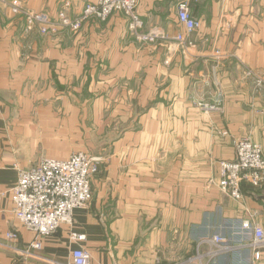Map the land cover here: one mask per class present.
Segmentation results:
<instances>
[{
	"label": "crops",
	"instance_id": "obj_1",
	"mask_svg": "<svg viewBox=\"0 0 264 264\" xmlns=\"http://www.w3.org/2000/svg\"><path fill=\"white\" fill-rule=\"evenodd\" d=\"M183 1L200 22L187 52L175 40L185 32ZM66 3L76 19L87 0H0V264L65 263L78 248L92 264H264V246L257 260L244 228L264 230V190L245 185L236 201L219 188L236 141L249 137L264 151V0H140L139 33L121 14L78 31L30 25L32 16L57 18ZM202 103L221 110L206 116ZM116 119L141 127L100 164L74 226L33 249L36 235L15 217L10 194L19 170L43 159L33 122ZM217 236L227 243L210 258Z\"/></svg>",
	"mask_w": 264,
	"mask_h": 264
},
{
	"label": "built area",
	"instance_id": "obj_2",
	"mask_svg": "<svg viewBox=\"0 0 264 264\" xmlns=\"http://www.w3.org/2000/svg\"><path fill=\"white\" fill-rule=\"evenodd\" d=\"M93 1V2H91ZM199 3L201 0H193ZM140 0H88L81 15L72 19L67 13L70 5L65 4L57 18L32 16L30 25L43 22L41 32L47 34L56 32L58 26L69 27L74 31L81 29L82 24L90 18L106 21L114 14H121L129 20L133 31L143 28V21L137 12ZM177 21L185 32L175 37L183 50L195 46L190 39L200 27L191 12L190 2L183 1L177 8ZM143 42H155L154 34L138 35ZM252 75V74H251ZM260 84L261 80H257ZM205 112L212 110L207 105H200ZM99 170V164L85 153H75L66 159L43 158L37 164L19 170L17 184L11 189V201L17 220L29 231L36 235L32 244L33 249H42L41 240L54 235L61 227L74 226V211L88 208L93 200L92 184ZM219 188L226 196L241 201L243 187L264 190V151L257 143L242 139L236 142V157L233 161L221 162V178ZM244 228L253 235L251 244L255 258H261L260 248L264 246V230L247 221ZM73 242H81L84 236L71 233ZM16 232L7 233V238L16 240ZM213 242L218 248L209 252L210 258H217L224 250L227 241L223 237H215ZM223 247V248H222ZM25 251V254H29ZM52 264H92V258L84 248H78L71 253L68 262H52Z\"/></svg>",
	"mask_w": 264,
	"mask_h": 264
},
{
	"label": "rangeland",
	"instance_id": "obj_3",
	"mask_svg": "<svg viewBox=\"0 0 264 264\" xmlns=\"http://www.w3.org/2000/svg\"><path fill=\"white\" fill-rule=\"evenodd\" d=\"M87 4H88V0L86 5ZM141 20L143 21L142 17ZM128 29L133 33L135 32L139 33L142 30V29H139L138 31L131 30L129 27V20H128ZM143 43H151V42H143ZM184 51L187 52L188 49ZM200 105H198V109L206 116H210L211 114L219 112L221 110V106L218 104L202 103V105H207V108L213 107L211 108L212 110L205 112L203 109H201L202 107H200ZM33 125L43 131V136L34 137V140L39 143L40 156L42 158L66 159L75 153H85L88 156H90L91 159L96 160L99 166L100 164L105 163V161H108L109 157L113 155L114 148L120 142V140L123 139L122 137L123 133H125L127 130H134L135 128L141 127V124H139V122L136 123V121H132V120L120 121L119 119H116L114 121H109V120H93V121L73 120V121H52V122L37 121V122H33ZM242 139H249L253 141L249 137L240 138L239 140ZM235 157H236V143H235ZM221 162H220V171H219L220 178H221Z\"/></svg>",
	"mask_w": 264,
	"mask_h": 264
}]
</instances>
